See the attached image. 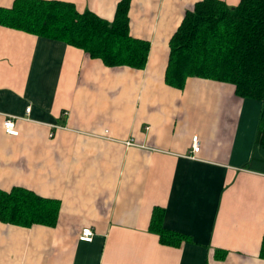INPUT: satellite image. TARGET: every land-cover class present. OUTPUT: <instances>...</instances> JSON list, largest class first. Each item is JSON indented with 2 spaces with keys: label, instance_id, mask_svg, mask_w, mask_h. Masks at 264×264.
<instances>
[{
  "label": "crops",
  "instance_id": "obj_1",
  "mask_svg": "<svg viewBox=\"0 0 264 264\" xmlns=\"http://www.w3.org/2000/svg\"><path fill=\"white\" fill-rule=\"evenodd\" d=\"M57 1L111 21L119 0ZM196 1L130 0V34L149 41L143 69L0 25V189L60 203L55 226L0 221V264H264V173L247 166L261 102L227 82L164 81L169 39ZM155 207L179 246L149 230Z\"/></svg>",
  "mask_w": 264,
  "mask_h": 264
},
{
  "label": "trees",
  "instance_id": "obj_2",
  "mask_svg": "<svg viewBox=\"0 0 264 264\" xmlns=\"http://www.w3.org/2000/svg\"><path fill=\"white\" fill-rule=\"evenodd\" d=\"M130 0H119L114 18L104 20L91 11L79 12L68 2L14 0L0 7V25L61 40L99 58L108 67L143 69L149 41L129 31ZM187 77L231 83L242 98L261 102L253 150L247 166L264 173V0H198L185 10L169 39L164 74L167 85L182 89ZM60 203L14 186L0 189V221L22 226H55ZM164 210H152L149 230L164 245L179 246L185 235L165 229ZM260 256L264 258V236Z\"/></svg>",
  "mask_w": 264,
  "mask_h": 264
},
{
  "label": "built area",
  "instance_id": "obj_3",
  "mask_svg": "<svg viewBox=\"0 0 264 264\" xmlns=\"http://www.w3.org/2000/svg\"><path fill=\"white\" fill-rule=\"evenodd\" d=\"M30 110V107L26 108V112ZM15 118L12 116L7 117L3 122V128L6 134L8 135H17L18 131L15 129ZM200 144L198 137L194 135L190 141V151L188 157L196 158L197 153L199 152ZM94 236V231L90 227H83L79 234V240L85 242H91Z\"/></svg>",
  "mask_w": 264,
  "mask_h": 264
}]
</instances>
